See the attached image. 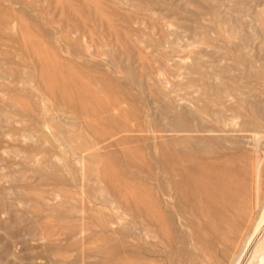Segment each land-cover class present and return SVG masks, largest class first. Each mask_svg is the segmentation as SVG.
I'll return each mask as SVG.
<instances>
[{"label":"rangeland","instance_id":"obj_1","mask_svg":"<svg viewBox=\"0 0 264 264\" xmlns=\"http://www.w3.org/2000/svg\"><path fill=\"white\" fill-rule=\"evenodd\" d=\"M10 1L0 33L26 44L8 109L0 92V264H220L264 201V0ZM161 139L179 183L203 164L227 185L216 206L198 192L210 212L159 189ZM261 239L238 233L240 254Z\"/></svg>","mask_w":264,"mask_h":264},{"label":"bare ground","instance_id":"obj_2","mask_svg":"<svg viewBox=\"0 0 264 264\" xmlns=\"http://www.w3.org/2000/svg\"><path fill=\"white\" fill-rule=\"evenodd\" d=\"M12 1V0H11ZM10 1V2H11ZM17 1V0H16ZM19 1V0H18ZM22 2V1H21ZM9 3V2H7ZM13 3V2H12ZM11 3V4H12ZM23 3V2H22ZM26 3V2H25ZM24 3V4H25ZM15 4V3H14ZM12 4V6L14 5ZM166 4V3H165ZM31 6V5H29ZM21 7V6H20ZM19 7V8H20ZM28 7V6H27ZM3 8V7H2ZM8 8H11V6ZM30 8V7H29ZM33 8V7H32ZM172 8V7H171ZM26 9V8H25ZM2 10V9H1ZM13 10V8H12ZM27 10V9H26ZM9 11V10H8ZM19 10H15L14 12H16ZM21 13V12H20ZM32 13V12H31ZM13 13V19L15 18L14 16H16V13ZM10 20V19H9ZM17 21V19H15ZM14 20V21H15ZM13 21V22H14ZM21 21V20H19ZM43 21V20H41ZM11 22V21H10ZM9 22V23H10ZM30 22V21H29ZM17 23V22H16ZM46 22H43V24H45ZM12 24V23H11ZM10 24V25H11ZM14 24V23H13ZM18 24V23H17ZM48 24V23H46ZM21 25V24H20ZM14 28H18V27H14ZM217 28V27H216ZM20 30V28H18ZM48 29V28H47ZM17 30V29H16ZM27 30V29H26ZM52 30V28H51ZM12 31V30H11ZM14 31V30H13ZM221 31V30H220ZM1 32V31H0ZM5 32V31H4ZM18 32V30H17ZM9 33V31H8ZM20 34V31L18 32ZM222 33V32H221ZM22 34V33H21ZM20 34V35H21ZM7 35V34H6ZM9 35V34H8ZM23 36V35H22ZM26 36V35H25ZM24 36V40L26 42ZM13 37V36H12ZM17 39V37H15ZM20 40L23 37H19ZM23 40V39H22ZM21 40V41H22ZM23 40V42H24ZM0 41H2V45H3V50L2 52H0V80L2 81V83L0 84V92L3 95H6V98H4V105L5 107H9L10 103H11V96H10V92L12 90V86H13V62H12V43L11 41H13L12 39H10V37L2 35L0 33ZM13 42H17L19 43L17 40L14 39ZM20 42V43H23ZM24 42V44H26ZM19 43V45H20ZM28 43V42H27ZM18 45V44H17ZM65 45V44H64ZM16 46V45H15ZM24 46V45H23ZM20 50L21 46H20ZM19 50V51H20ZM22 53V51L20 52ZM22 55V54H21ZM16 58V57H15ZM24 60V59H23ZM25 62V61H24ZM38 66V63H36ZM36 66V67H37ZM40 66V64H39ZM38 66V67H39ZM35 69V68H34ZM39 69V68H38ZM28 70V69H27ZM29 71V70H28ZM32 71V70H31ZM35 72V71H34ZM78 72V71H77ZM40 76L42 75V72L40 73ZM52 79V77H51ZM54 80V79H53ZM43 81H41L42 83ZM48 82V81H47ZM50 82V81H49ZM51 84V83H50ZM53 85V84H52ZM56 85V84H55ZM42 86V85H41ZM51 86V85H50ZM57 86V85H56ZM51 88V87H50ZM53 88V87H52ZM52 90V89H51ZM57 94V93H56ZM55 94V95H56ZM75 95V94H74ZM52 97V96H51ZM58 98V97H57ZM76 101V100H75ZM77 105V103H76ZM62 107V106H61ZM77 108V106H76ZM8 109V108H7ZM13 109V108H12ZM8 112V111H7ZM9 113V112H8ZM77 113V111H76ZM10 117V116H9ZM74 117V116H73ZM9 121V118H7ZM34 119V118H33ZM78 120V118H76ZM138 120V119H137ZM16 121V120H15ZM184 121V120H183ZM7 122V121H6ZM14 122V120H13ZM107 124V123H106ZM12 125V124H11ZM182 125V124H180ZM5 126V125H4ZM9 126V125H8ZM109 126V124H108ZM111 126V125H110ZM82 127V126H81ZM187 127V125H186ZM194 127V126H193ZM114 128V127H113ZM115 129V128H114ZM181 130V129H180ZM17 131V130H16ZM119 131V130H118ZM179 131V130H178ZM197 131V130H196ZM19 132V131H18ZM82 132V131H81ZM90 132V131H89ZM16 135V134H15ZM10 136V134H9ZM18 136V135H17ZM86 136V135H85ZM248 136V135H247ZM92 137V136H91ZM145 137H149V135L145 136ZM144 137V140H145ZM256 137V136H255ZM30 138V137H29ZM125 138V136H124ZM137 138V137H136ZM258 138V137H257ZM129 139V138H128ZM88 140V138H87ZM3 142V140H1ZM255 141V140H254ZM161 142H164L163 139L160 140L159 142V149L161 151L160 156L158 157V159L156 158L155 162L157 165V167L160 170H165L166 174L168 176V178L165 177L164 174L162 173H157L156 176V183L159 187L160 190H162L163 192L166 191V187L171 184V187L173 189V194H174V206L175 208L179 211V213L181 215H184V213H186L187 211L192 212L194 211V213H196L197 215H200L202 213L205 212V214L207 212H210V209L212 210L213 206L206 202L200 195L202 192L204 194L205 197H209L213 200H215V206L217 205L218 201L221 199H224L228 194L229 191L227 189V185H220L218 183H216L215 179H211L209 177V175L207 174L206 171V166L203 164H189L186 168V170L184 171V182L183 183H179L178 179H175L174 173L177 170V168H174L173 166H176V162L180 161L181 158H183L182 155L175 153L174 150H168L167 147L162 148V146H160ZM77 143V142H76ZM1 145V144H0ZM114 145V144H113ZM162 145L164 146V143H162ZM145 153V150H144ZM223 153V152H222ZM119 159V158H118ZM153 162V161H152ZM260 164V163H259ZM125 166V165H124ZM126 168V166H125ZM144 168V167H143ZM127 170V169H126ZM129 171V170H128ZM129 173V172H128ZM137 173V172H136ZM183 173V172H182ZM133 174V173H132ZM135 174V172H134ZM138 174V173H137ZM136 174V175H137ZM140 174V173H139ZM138 174V175H139ZM135 175V176H136ZM130 177V176H129ZM139 177V176H136ZM143 177V176H142ZM141 178V177H140ZM145 178V177H144ZM131 179V178H130ZM155 180V179H154ZM218 180V179H217ZM181 182V180H180ZM87 183V182H86ZM154 183V181H153ZM104 184H106L104 182ZM103 184V185H104ZM135 184V183H134ZM155 184V183H154ZM258 184L261 187V182H260V174H259V179H258ZM138 185V183H137ZM106 186V185H105ZM136 186V185H135ZM108 187V186H107ZM156 188V187H155ZM157 190V189H156ZM159 191H157L158 193ZM189 192V198H186L185 194H187ZM198 192H200L199 196H198ZM160 194V193H159ZM217 194V199L215 198V195ZM253 195V194H252ZM255 195V194H254ZM118 198V196H117ZM134 198V197H133ZM90 199V198H89ZM92 201V200H91ZM130 201V200H129ZM255 201V200H254ZM230 202V201H228ZM134 203V201H133ZM98 204V203H96ZM131 206V205H130ZM256 210L254 212V215H252L253 217L250 219H245L244 215L241 214L239 215V219L242 221H244V223L246 224V226H241L239 224H235L233 226V230H232V239H231V248L235 247L234 251L235 254H231L229 248H224L221 253L223 254V259L222 262L220 264H264V201L261 200V191H257L256 192ZM225 207V206H224ZM200 212H199V211ZM229 210V209H228ZM170 212V211H169ZM172 212V211H171ZM173 213V212H172ZM174 214V213H173ZM184 218V217H183ZM175 220V217L174 219ZM186 220L192 224L193 220L192 218H186ZM206 220V219H205ZM96 221V219H95ZM237 221V220H236ZM246 221V222H245ZM97 224V223H95ZM100 226V225H99ZM203 226V225H202ZM103 228V227H102ZM244 228V229H243ZM175 229H173V234L175 236H177ZM105 230V229H104ZM110 230V229H109ZM108 230V231H109ZM177 230V229H176ZM231 230V229H230ZM246 233L247 237H250V233H252V231H255L257 233H259L262 237L263 240L261 239L260 245L258 247V250L256 252V259H255V263H252V261L250 262V256L249 254H240V252H242V247L243 245H239L237 244V234H241L242 232ZM102 231V229H101ZM117 232V231H115ZM179 233V231H177ZM102 233V232H101ZM114 233V232H113ZM139 236V235H138ZM121 237V236H120ZM178 237V236H177ZM243 237V236H242ZM176 238V237H175ZM174 238V239H175ZM177 239V238H176ZM207 239V238H206ZM208 240V239H207ZM242 240L239 239L238 241ZM212 242V240H211ZM243 242V241H242ZM175 244V243H174ZM214 245V243H213ZM216 245V244H215ZM173 247V245L171 246V248ZM217 248V247H216ZM218 250V249H217ZM124 251V250H123ZM122 251V252H123ZM121 252V253H122ZM177 257H182L184 254V247H178L176 249V253ZM218 255V253H217Z\"/></svg>","mask_w":264,"mask_h":264}]
</instances>
